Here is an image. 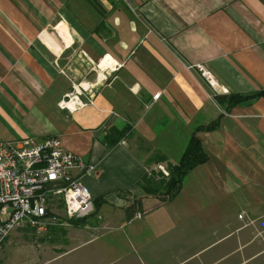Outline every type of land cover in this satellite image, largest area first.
<instances>
[{"label":"crops","instance_id":"1","mask_svg":"<svg viewBox=\"0 0 264 264\" xmlns=\"http://www.w3.org/2000/svg\"><path fill=\"white\" fill-rule=\"evenodd\" d=\"M259 91L264 0H0V141L55 137L102 171L82 178L84 224L59 210L45 230L18 228L0 264H264V99L216 100ZM79 92L92 104L61 107ZM194 133L208 160L164 202L155 168ZM205 203L240 211L203 247Z\"/></svg>","mask_w":264,"mask_h":264},{"label":"built area","instance_id":"2","mask_svg":"<svg viewBox=\"0 0 264 264\" xmlns=\"http://www.w3.org/2000/svg\"><path fill=\"white\" fill-rule=\"evenodd\" d=\"M197 69L214 94L224 93L202 66ZM80 96L83 92L67 96L61 107L70 102L76 107L92 104L89 98L86 103L80 102ZM157 169L162 177H168V171L161 166ZM101 173L99 165L86 163L65 151L55 137L0 141V256L14 230L22 227L45 230L48 216L59 210L67 220L92 216L93 198L82 178L98 179ZM143 215L137 212L133 219H141Z\"/></svg>","mask_w":264,"mask_h":264},{"label":"trees","instance_id":"3","mask_svg":"<svg viewBox=\"0 0 264 264\" xmlns=\"http://www.w3.org/2000/svg\"><path fill=\"white\" fill-rule=\"evenodd\" d=\"M264 99V91H259L258 93L252 94L250 96H217L216 100L218 102L226 103L227 109L230 106H233L241 101H251L256 99ZM218 126V121L211 123L208 126L198 128L197 131L211 132L214 131ZM196 133H194L188 143L187 148L185 149L183 155L181 156L179 162L176 165H167L168 177L164 178L157 182L155 185V189L158 192L159 186L163 187L164 193L162 194L163 201L169 202L173 200L179 193L182 182L187 174L195 169L196 167L203 165L207 162L208 157L204 153L200 142L196 138ZM107 145L110 147L112 142H107ZM153 182V181H152ZM151 182V183H152ZM137 208L136 204H132L126 208L127 213H133V211ZM71 225H76L72 221L69 222Z\"/></svg>","mask_w":264,"mask_h":264},{"label":"rangeland","instance_id":"4","mask_svg":"<svg viewBox=\"0 0 264 264\" xmlns=\"http://www.w3.org/2000/svg\"><path fill=\"white\" fill-rule=\"evenodd\" d=\"M100 64H101V62L98 63L97 68H99ZM74 94L75 93H71L70 95L73 96ZM40 123L41 122L39 120L35 121L34 123L29 122L30 126L33 125L31 127V130L34 131V132L38 131V124H40ZM157 166L155 168V173H156L155 177H157V175H159L157 173V170H158ZM161 167L164 170L168 171L165 168V166L162 165ZM201 208H202V213H203L202 214V216H203L202 223L204 225V230H203V232L201 234L198 233L197 237L198 238L199 237L202 238V246L204 247V246L208 245L212 241V235H213L212 231H213V229L216 230V228H219L222 231V229L224 228L223 227L224 224H226V223H229L230 225L233 224L232 217L235 216L240 211L239 210L240 207L239 206L228 205V204H222V203L219 206H217V205H209V204L205 203V204H203L201 206ZM212 214L216 217V219L214 218V220H212V217H213ZM218 216L220 218L218 219V221H216ZM86 219L87 218L80 219V220H74L73 219V220H69V221H72L76 225H80V224H84V221ZM214 236H215V234H214ZM188 240H189V248H190L191 238L188 237Z\"/></svg>","mask_w":264,"mask_h":264},{"label":"bare ground","instance_id":"5","mask_svg":"<svg viewBox=\"0 0 264 264\" xmlns=\"http://www.w3.org/2000/svg\"><path fill=\"white\" fill-rule=\"evenodd\" d=\"M111 61L107 60V61H104L98 68L99 71H102V70H105L106 68H108L109 66H111ZM81 87V86H80ZM78 92V91H77ZM72 105L73 103L70 102V103H67L66 106L68 108H72Z\"/></svg>","mask_w":264,"mask_h":264}]
</instances>
